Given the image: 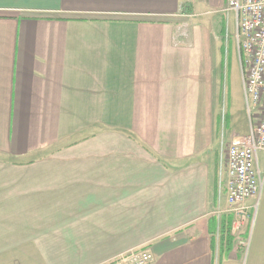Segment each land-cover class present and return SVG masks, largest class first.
Returning a JSON list of instances; mask_svg holds the SVG:
<instances>
[{"label": "crops", "instance_id": "obj_1", "mask_svg": "<svg viewBox=\"0 0 264 264\" xmlns=\"http://www.w3.org/2000/svg\"><path fill=\"white\" fill-rule=\"evenodd\" d=\"M226 6L0 0V264H264V193L232 233L217 53L195 31Z\"/></svg>", "mask_w": 264, "mask_h": 264}, {"label": "built area", "instance_id": "obj_2", "mask_svg": "<svg viewBox=\"0 0 264 264\" xmlns=\"http://www.w3.org/2000/svg\"><path fill=\"white\" fill-rule=\"evenodd\" d=\"M235 22L234 39L242 68V88L251 129L245 137H236L228 151L226 192L228 213L234 217L232 233L240 237L247 226L256 201L258 208L264 187L261 168L264 154V0H227L224 10ZM248 248V241L241 240ZM148 250L132 251L117 259L118 264H152Z\"/></svg>", "mask_w": 264, "mask_h": 264}, {"label": "rangeland", "instance_id": "obj_3", "mask_svg": "<svg viewBox=\"0 0 264 264\" xmlns=\"http://www.w3.org/2000/svg\"><path fill=\"white\" fill-rule=\"evenodd\" d=\"M210 32L211 48L215 50L216 64V118L218 146L222 151L221 165L226 171V152L231 144L227 143L230 135V125L233 130L242 135H248L251 129L247 115L242 88V68L234 39L235 22L230 14L214 16H195V31ZM223 49L222 54L219 49ZM223 65V66H221ZM227 116L229 120H227ZM230 124V125H229ZM264 163V154L262 155ZM264 193V187L262 195ZM245 262V261H244ZM13 261L10 264H16ZM19 264V263H17ZM244 264V263H242Z\"/></svg>", "mask_w": 264, "mask_h": 264}, {"label": "trees", "instance_id": "obj_4", "mask_svg": "<svg viewBox=\"0 0 264 264\" xmlns=\"http://www.w3.org/2000/svg\"><path fill=\"white\" fill-rule=\"evenodd\" d=\"M183 12L186 14L189 13L188 9H187V6L183 7ZM227 120H229V117L227 116Z\"/></svg>", "mask_w": 264, "mask_h": 264}]
</instances>
